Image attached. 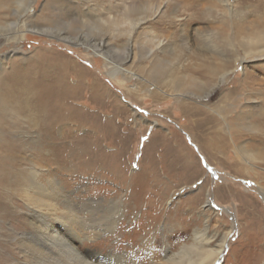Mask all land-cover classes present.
<instances>
[{"label": "rangeland", "instance_id": "obj_1", "mask_svg": "<svg viewBox=\"0 0 264 264\" xmlns=\"http://www.w3.org/2000/svg\"><path fill=\"white\" fill-rule=\"evenodd\" d=\"M219 1L3 2L0 75L15 61L24 68L38 62L58 77L56 83L65 77L72 93L66 103L90 118L88 124L70 121L71 134L64 137L59 127L52 142L62 156L58 164L70 158L79 168L72 173L52 168L59 180L67 179L65 194L78 205L76 214L117 212L114 228L101 237L70 238L83 255L119 256L118 264H164L194 243L200 230L223 249L217 264H264V57L240 60L228 78L211 83L155 44L165 40L183 50L186 42L193 51L202 49L199 36L230 19ZM232 1L247 22L264 20V0ZM18 30L24 37L16 43L11 38ZM244 70L259 80L255 90L239 89ZM170 74L178 77L175 82L188 77L180 91L165 86ZM3 123L0 130L11 142L37 138L38 129L25 122ZM95 131L99 141L85 140ZM75 144L92 146L93 168L77 163L79 152H65ZM26 148L23 156L32 152ZM1 171L0 264H28L24 244H31V211L20 195V177ZM60 232L69 238L65 228Z\"/></svg>", "mask_w": 264, "mask_h": 264}, {"label": "bare ground", "instance_id": "obj_2", "mask_svg": "<svg viewBox=\"0 0 264 264\" xmlns=\"http://www.w3.org/2000/svg\"><path fill=\"white\" fill-rule=\"evenodd\" d=\"M4 1L7 0H0V8L3 7ZM219 4L228 10L230 19L228 22L224 21L217 31H209V33L206 32V34L199 36L196 41L198 47H202V49L198 48V50L193 51V48L191 49L186 42L183 43V50L172 49L169 41L157 40L155 43L156 47L163 52L171 51L175 54L177 64L184 63L185 70L198 73L211 83L215 79L222 81L229 74V70L233 69L235 63V65H239L238 61L240 60L248 61L264 57V20L261 18L262 16L257 21L247 22L245 20L246 13L239 11L237 9L239 8L238 5H235L232 0H220ZM16 5L22 8L23 1H19ZM255 8L259 11V8ZM211 11L212 9H210ZM17 13H22V10L21 12L17 11ZM231 16L239 19L233 21ZM23 37L24 35L18 30L11 39L18 43ZM202 50L206 51L203 52ZM241 51L244 52V55L240 54ZM11 66L10 72L0 75V127L4 126L3 121H7L11 122V125H18L17 122H25L30 129H38L37 138L24 142L22 145L11 142L6 138L5 133L0 130L1 172L4 176L15 174L20 177V195L31 211L29 222L31 230L28 234L25 233L28 235V239L31 240V244L29 246L24 244L28 264H118L117 261L119 260L117 259H119V256L118 258L88 257L85 254L83 255L84 252L81 253L70 241V238L80 241L84 239L93 240L101 237L105 230H111L117 214L115 208L110 210L111 215L107 217H105V214L104 216L101 215V210L91 213L83 211L84 214L82 213L79 216L76 214L79 210L78 205L73 202L70 196L65 194V185L68 184L67 179L59 180L57 178L58 174L53 173L52 170L54 166H57L60 172L68 173L76 172L79 169L74 166L75 161H70V158L66 160L65 166L58 164L62 156L60 151L58 154V149H55V143L52 144V142L56 138L55 130L62 128L60 137H64L69 132L71 134L70 121L88 124L90 118H85V116L79 114L77 108L69 106V102L66 103L67 97L72 96V93L70 87L66 84L65 77L58 80L59 84L56 83L55 80L57 81L58 77H52L49 74L50 72L46 71L45 66H40L38 62L29 64L28 67L24 68L20 66V61H15L11 63ZM244 72L245 77L240 82L239 89L255 90L259 80L250 71L244 70ZM187 78L182 77L179 81L177 80L178 82H175L178 77L175 74H170L166 77L165 86L175 87L180 91ZM195 81L197 79H193L194 85L192 86L199 89V85ZM63 82L65 87L62 85ZM219 83L221 84V82ZM237 91L238 88L231 90L227 98L233 99ZM254 92L256 93V91ZM202 126H205V124ZM95 134L94 138L87 137L85 140L89 142L99 141L101 133L95 131ZM69 139L73 141L75 138L71 135ZM219 141L225 143L223 137H219ZM28 146L31 147L32 152L27 156H23L22 152L26 151ZM73 146L72 148H65V152L68 155L79 152L80 154L76 153L78 155L75 159L77 163L80 162V165L87 169L93 168V158L89 155L92 146L88 147L86 144H75ZM52 154L53 159L50 158ZM0 209H5L1 202ZM60 227L65 228L69 238L61 234ZM213 240L214 238L203 235L200 230L196 231L193 239L194 243L184 245L179 253L172 254L164 264H217L223 249L220 246L213 247ZM55 251L57 255H55ZM63 257L65 258L63 259Z\"/></svg>", "mask_w": 264, "mask_h": 264}]
</instances>
